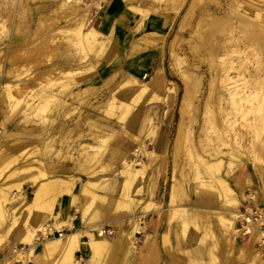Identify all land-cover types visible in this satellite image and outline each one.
Returning a JSON list of instances; mask_svg holds the SVG:
<instances>
[{
	"label": "bare ground",
	"instance_id": "obj_1",
	"mask_svg": "<svg viewBox=\"0 0 264 264\" xmlns=\"http://www.w3.org/2000/svg\"><path fill=\"white\" fill-rule=\"evenodd\" d=\"M195 1L201 3V0ZM228 1L236 2L237 0ZM118 2L126 4L136 14L146 16L151 13L149 9L138 8L137 0H118ZM118 2L111 10H107V0H93L92 4H88L85 0H58V7L66 19V26L63 29H66L78 53L82 56L78 68L62 74L76 84L71 96L75 100L93 96L95 91L84 85L88 82L96 83L98 86L95 87L100 94L101 103L106 105L105 117L92 115L91 119L96 121L98 128L92 127L88 135V138L93 140L105 136L111 139L110 149L104 162L95 164V159L87 156V149L82 152H79V149L76 150L83 146L86 148V144L79 146L73 143L68 144L72 149L71 153L67 154L69 164L64 165L56 160L43 159L38 165L43 180L32 181L30 196L23 193L24 188L15 180L21 177L25 179L35 177V172L33 174L32 168H25L23 164L17 165L25 149L13 145L15 141L21 139L17 132L16 119L22 112L27 117L35 118H39L47 110L54 115L57 112L56 108L54 112L53 108L49 109V105H58L62 99L61 96L52 93L46 98L47 105L29 104L28 108L20 113L21 98H18L17 94H22L31 85L23 81L10 83L6 73L3 72L1 75L0 72V134L2 133L0 164L8 162L7 169L13 167L12 171L14 170L8 178L9 182L13 183L11 187L0 188V219L7 220L5 232L0 236L2 240L0 241V264H28L29 261L36 264H130L124 261V257L131 247L138 245L136 233L141 228L138 224L141 216L134 217L135 219H132V216L129 222L124 223V215H117L120 203L98 195L95 191L99 181L89 179L103 177L102 179L106 180L109 174L119 175L117 170L122 167L121 175H129L132 179L131 193L141 188L142 182L145 181L149 195L153 194L158 188L160 175L164 179L163 192L165 191L169 134L166 129L162 130L154 141V151L148 150L145 141L135 136V133L145 129L146 122V115L138 111L160 99L163 102L165 100L160 82L157 84L156 95L149 86L140 85L138 80L130 74L122 72L105 81L97 75V68L101 62L106 61L115 65L122 59L120 51L111 44L114 31L109 30L108 27ZM173 2L174 0H165L161 9L177 13L186 0H182L180 5H175ZM92 7L102 12L97 20L92 17L90 11ZM189 11H193L192 6ZM245 14L240 13L241 21L232 24L226 43L234 46L237 41L234 38L236 30L246 29L244 22L249 19ZM230 21L232 19L229 16L218 17L207 12L198 22L197 31L202 24L218 26ZM255 27L256 25L250 27L251 34L258 35L254 30ZM3 30H6L5 19L0 16V35ZM259 37L262 40V37ZM149 43L158 47L165 45L164 42ZM4 46L7 48L4 43H0V57L5 51ZM169 51L173 70L184 87L173 149L175 153H178L183 146H187L190 150L188 158L200 163L209 179L196 190V198H193L191 202L196 206L190 205L189 202L187 205L168 207L169 213L183 219L184 233L193 224L204 229L207 234L220 233L234 247L239 246L241 235L244 238L249 236L245 244L249 251V259L243 257L246 259L245 264H264V207H261L264 206V178L263 187L260 190L253 179L247 178V171H240L239 174L232 176L237 180L235 183L239 185L240 190L252 186L256 191L252 201L248 203L247 197L239 195L227 182L228 175H221L224 159L216 158L219 155L226 156L227 153L221 151V146L217 149L218 151L213 149L214 153L207 152L205 149L210 147V140L203 134L205 124L214 123L211 113L216 112L222 117L223 130L230 129L229 135L222 131L223 135H227L220 140L222 146L223 144L231 146L230 155H234L233 153L239 150L250 156L257 165L264 164V56L261 57L255 50L252 51L248 59L250 68L247 77L246 73L241 71L237 77L239 80L236 81L228 75L221 78L213 76L209 80V95L203 102L204 112L200 114L203 123H199L198 103L201 100L198 101V94L201 92L202 81L195 73L185 68L186 61L176 53L173 44L169 45ZM93 55L99 60L97 64L92 62ZM53 75L56 76L55 73H52ZM107 81L110 82L108 88L105 85ZM80 83L82 86H79ZM60 94L62 95V92ZM78 110L79 108L76 107V111ZM12 115L14 118L11 123H8ZM121 122L124 124L129 122V125L122 126ZM156 132L154 131L152 135L155 136ZM47 149L49 148L47 147L44 151L47 152ZM11 151L14 153L11 154ZM201 151L208 153L209 156L205 157ZM143 157L148 158V164L142 160ZM70 164L88 179L81 181V190H76L74 178L67 175ZM229 165L234 167L233 163ZM261 172L264 177V170ZM131 193H128L124 200L127 206L130 205ZM68 200H72L70 205H67ZM242 202L247 203V208L241 207ZM172 203L174 202L171 198L170 205ZM200 205L205 207L200 208ZM71 208L76 209L77 212L82 211L81 225H76L74 217H65V212ZM242 208L246 209V214L240 210ZM254 210H258L259 215L262 216L258 222L251 218L254 217ZM154 212L153 210L151 214ZM155 219V214L150 216L151 222ZM243 219L247 220V224L242 231L239 223ZM108 227L112 229L109 234L105 232ZM39 233L44 234L45 237L42 243L37 242ZM47 233H51L53 238L50 239ZM194 237L195 234L192 233L185 245L190 246L192 241L196 240ZM9 239H13L12 244L2 247V243ZM19 244L29 247V253L25 254L22 250H18L15 245ZM142 253L145 254L144 251ZM246 253L242 254L246 255ZM81 254H86L87 259L83 260L80 257ZM222 254H225L223 250ZM169 255L174 264H198L187 257L178 258L171 247ZM145 261L146 258L143 256L137 264H146ZM225 262L227 261L219 262L213 258L210 264H225Z\"/></svg>",
	"mask_w": 264,
	"mask_h": 264
},
{
	"label": "rangeland",
	"instance_id": "obj_2",
	"mask_svg": "<svg viewBox=\"0 0 264 264\" xmlns=\"http://www.w3.org/2000/svg\"><path fill=\"white\" fill-rule=\"evenodd\" d=\"M85 1L88 4L93 3V0ZM148 1L152 6L155 5L160 8L165 4V0ZM173 3L180 5L182 0H174ZM190 6L193 7V11H189ZM90 11L95 20L102 14L95 7H92ZM46 12L48 13L45 14ZM207 12L218 17L229 16L232 21L218 26L202 24L197 31L198 22ZM245 12L247 13L245 14ZM240 13L247 15L249 21L244 22L246 29L236 30L234 33V38L237 41L233 46L225 41L230 35L232 24L241 21ZM0 16L5 19L6 26V30H3L0 35V43H4L7 47L4 46L5 51L0 57L1 75L5 72L10 83L23 81V83L31 85L22 94H17L18 98H21L19 112L25 111L29 104L47 105L46 98L52 93L61 96L62 99L58 105H49V109L53 108L54 112L57 111L54 115L47 110L39 118H35L27 117L23 112H20L21 114L16 119L17 132L21 139L14 143L25 149L24 154L19 157L17 165L23 164L25 168H32L35 177L26 179L21 177L15 181L22 185L24 188L23 193L30 196L32 181L43 180L40 175L41 169H38V165L43 159L56 160L64 165L69 164L67 154L71 153L72 149L68 144L73 143L78 146L86 144V148L83 146L76 150L79 149V152H82L87 149V156L94 158L95 164L106 160L105 156L109 152L111 139L106 136L97 140L88 138L91 128H98L96 121L91 119L92 115L105 117L106 105L101 103L96 83L91 84L88 82L84 85L95 91L93 96L77 100L71 96L76 84L74 81L66 79L62 74L78 68L82 56L78 53L70 36L65 31L66 29H63L66 26V19H64V15L58 7V0H0ZM176 21H178V25L170 36V44H173L176 53L185 59V68L195 73L202 81L201 92L198 94V101L201 100L198 103L200 107L198 121L201 123L202 117L200 114L205 109L203 102L210 91L209 80L213 76L221 78L228 75L229 78L236 81L239 80L237 77L241 71L245 72L247 77L250 68L248 59L252 51L255 50L261 57L264 56V0H237L236 2L201 0V3L186 0L182 9L176 13ZM252 25H256L254 30L257 31L258 35L251 34L250 27ZM259 36L262 37V40ZM250 44L251 48H249ZM98 61L93 55L92 62L97 64ZM172 64L169 51V71L172 76L179 79L173 70ZM52 73H55L56 76H52ZM116 74H120L116 66L106 61L101 62L97 68V75L102 81L109 77L112 78ZM108 81L105 84L107 88L110 86ZM79 86H82V84L80 83ZM180 91L182 97L183 84L180 86ZM60 92H62V95ZM179 106L180 103L175 118H170L162 99L146 105L138 111L146 115V122L145 129L135 133V136L145 141L148 150L154 151V141L157 140L162 130L166 129L169 138L167 141L165 191L163 192L164 179L160 175L157 192L154 191L153 194L149 195L147 184L143 181L141 188H137L133 193L129 192L131 193L129 206L123 200L124 209H126L128 215L131 214L130 217L133 216L132 219L141 216L138 220L141 228L136 233L138 245L135 247L136 251L139 252L137 260L139 262L145 256L146 264H174L169 255L171 247L178 258L187 257L198 264H210L213 258L219 262L227 261L225 264L231 262L245 264L246 259L243 257L249 259V251L245 246L249 236L244 238L241 235L239 246L234 247L220 233L207 234L204 229H200L193 224L189 226L188 230L185 229L186 232L184 233L183 219L174 217L175 214L169 213L168 207L187 205L189 202L190 205L196 206L191 204L192 199L196 198V190L209 180L202 165L194 159L188 158L190 150L187 146H183L178 153L174 152L173 146L179 122ZM76 107L79 108L78 111H76ZM211 116L214 123L205 124L203 130V134L210 140V147L205 150L214 153L213 149L217 150L221 146V151L227 153L226 156L219 155L216 158L217 160L224 159L221 175H228L227 182L239 195L247 197L249 203L256 191L252 186H247L242 191L238 190L236 185H233L234 181L237 180L232 176L239 174L240 171H247V178L253 179L261 190L264 178L261 170H264V164L257 165L250 156L239 150L233 153L234 155H230L231 146H225L224 144L222 146L220 142L227 134H230V129L224 128L225 130H223L222 117L219 114L216 112L213 114L212 112ZM13 118L12 115L8 123H11ZM121 123L122 126L129 125V122L125 123L126 125L123 122ZM154 131H157L155 136L152 135ZM222 131L227 134L223 135ZM1 137L2 133L0 134V140ZM245 139H248V137H245ZM47 147L49 149L45 152L44 150ZM11 152V154L14 153ZM201 154L205 157L209 156L208 153H202V151ZM142 160L148 164V158L143 157ZM230 163H233L234 167H230ZM7 165L8 162L0 164V188H10L13 184L9 182L8 178L14 170L12 171L13 167L7 169ZM122 170L123 168L119 167L117 170L120 173L119 175L112 173L107 177L125 179L127 185L131 187L133 185L131 177L129 175L122 176ZM4 171L5 174H3ZM98 179L89 180L97 181ZM74 180L77 185L79 183L77 181L80 179L74 178ZM84 180H88L86 176ZM171 198L174 202L172 205H170ZM245 202H242L241 207L247 208ZM201 207L205 206L200 205ZM244 208L240 210L244 211ZM69 210L76 211L73 208ZM153 210L155 212L151 214ZM76 213V216H72L75 218L76 225L79 226L82 224V211H76ZM153 214L156 215V219L151 222L149 219ZM6 223L7 220L2 221L0 219V236L5 232ZM49 225L52 226V223L49 222ZM107 229L112 230L111 228ZM192 233L195 234L194 239L196 240L192 241L190 246H186L185 243L190 240ZM49 238L52 239L53 236ZM44 239L42 233H39L37 242L42 243ZM0 241L2 240L0 239ZM12 242L13 239L6 240L2 243V247L10 245ZM180 243L182 244L179 245ZM15 246L18 250L24 248L25 254L29 253V247L20 244ZM222 250L225 252L224 255ZM143 251L145 254L142 253ZM244 252H247L246 255L242 254ZM80 257L83 260L87 259L86 254H81ZM138 262L136 261L135 264ZM28 264L36 263L29 261Z\"/></svg>",
	"mask_w": 264,
	"mask_h": 264
},
{
	"label": "crops",
	"instance_id": "obj_3",
	"mask_svg": "<svg viewBox=\"0 0 264 264\" xmlns=\"http://www.w3.org/2000/svg\"><path fill=\"white\" fill-rule=\"evenodd\" d=\"M117 2L118 0H107L106 9L111 10ZM136 6L140 9H149L151 13L146 16L136 14L126 4L118 2L108 23L109 30L114 31L111 44L122 54V59L114 66L120 73L124 72L135 77L140 85L149 86L156 95L157 84L160 82L165 99V108L170 114V118H175L181 100L180 86L182 83L169 71L168 48L170 36L178 25L176 13L164 11L155 5L152 6L148 0H137ZM151 41L164 42L165 45L164 47L154 46L149 43ZM13 145L17 146L18 144L14 143ZM69 167L70 171L67 175L71 178L80 179L77 181L79 183L76 185V190H81V181L84 180L85 176L81 175L74 165L70 164ZM97 181H99V186L95 192L101 197H107L113 202L120 203L121 206L117 215H124V221L130 220V215L124 209L123 203L130 191L127 180L113 177L106 180L99 178ZM235 182L237 183V181ZM234 183L233 185H236L237 189L240 190L239 185ZM85 200L88 202L87 199ZM71 201L68 200L67 205H70ZM75 213L76 211L67 210L64 215L65 217L72 216ZM76 218L78 219L79 216ZM136 250V247H131V250L124 257V261L130 264L138 262L139 252Z\"/></svg>",
	"mask_w": 264,
	"mask_h": 264
},
{
	"label": "built area",
	"instance_id": "obj_4",
	"mask_svg": "<svg viewBox=\"0 0 264 264\" xmlns=\"http://www.w3.org/2000/svg\"><path fill=\"white\" fill-rule=\"evenodd\" d=\"M246 210V209H245ZM243 211V212H245L244 214H246V211ZM253 214H254V217H251L252 218V220L253 221H255V222H258V221H260L261 219H262V216L261 215H259V213H258V210H254L253 211ZM240 229L243 231L244 230V227H245V225L247 224V220L246 219H243L240 223ZM264 229V228H263ZM112 230H108V229H106V233L107 234H109L110 232H111ZM61 234V233H60ZM42 236L44 237V234H42ZM47 236L48 237H52L53 235H51V233H47ZM24 248L22 249V251L24 252Z\"/></svg>",
	"mask_w": 264,
	"mask_h": 264
}]
</instances>
